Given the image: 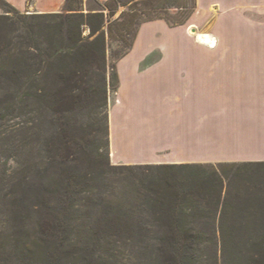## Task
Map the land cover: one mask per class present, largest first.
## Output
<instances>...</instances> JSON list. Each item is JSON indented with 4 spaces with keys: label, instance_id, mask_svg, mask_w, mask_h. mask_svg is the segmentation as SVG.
Segmentation results:
<instances>
[{
    "label": "trees",
    "instance_id": "16d2710c",
    "mask_svg": "<svg viewBox=\"0 0 264 264\" xmlns=\"http://www.w3.org/2000/svg\"><path fill=\"white\" fill-rule=\"evenodd\" d=\"M105 1L86 13L82 0H65L63 12L24 14L0 0V120L15 156L0 185L16 190L0 199L12 201L19 224L0 231V264L11 253L25 263L115 264L125 252L136 264H264V161L228 164L237 172L226 185L201 164L110 161L108 92L118 86L117 61L143 23L183 25L197 0ZM116 41L122 50H113L110 65L107 47ZM84 108L94 112V124L76 133L68 116ZM34 112L49 114L55 125L38 156L46 166L41 186L27 159L16 157L35 137L26 133ZM111 171L126 183L121 197L107 191L114 189ZM85 200L90 215L101 208L89 222L80 216Z\"/></svg>",
    "mask_w": 264,
    "mask_h": 264
},
{
    "label": "crops",
    "instance_id": "0c3cea01",
    "mask_svg": "<svg viewBox=\"0 0 264 264\" xmlns=\"http://www.w3.org/2000/svg\"><path fill=\"white\" fill-rule=\"evenodd\" d=\"M5 1L20 12L37 14L60 12L65 3ZM200 2L197 0L194 13L183 25L171 27L163 20L143 23L126 55L143 54L129 58L124 65L126 55L118 60L115 103L112 106L111 99L108 101L112 164L264 161V0L256 9L242 0H212V25L204 28L199 24L207 11H199ZM221 3L229 5L226 17L221 15ZM202 35L215 43H261V54H197V49L205 48L201 44L212 49L204 44L208 40L200 39ZM154 42L165 43V54L153 62L149 52L157 45L147 43ZM186 43L195 54H187ZM192 63L208 65L209 72L193 65L184 67ZM228 147H233L232 156L224 154V150L231 154ZM205 150L211 154L205 156ZM213 151L220 152L219 156Z\"/></svg>",
    "mask_w": 264,
    "mask_h": 264
},
{
    "label": "rangeland",
    "instance_id": "374dc122",
    "mask_svg": "<svg viewBox=\"0 0 264 264\" xmlns=\"http://www.w3.org/2000/svg\"><path fill=\"white\" fill-rule=\"evenodd\" d=\"M106 3L107 2L105 0H82V9H83L82 11L84 13H86L88 8H95V9L103 8V6ZM200 3L202 4V7L198 6L199 11L200 12L202 10L207 11V12H205L206 14H204V16L202 17L201 23L199 24L200 28H204L205 25L209 26L210 23L212 25V22H211L212 17L211 16L213 15L212 14L213 5H212V0H202V2H200ZM242 3L243 4L247 3L248 7L250 6V3H252V8L256 9V8H259L260 0H242ZM200 8H202V9L200 10ZM220 8L222 11L221 15H224L226 17V15L229 11V5L227 3H225V4H222ZM123 9H124V7L119 8L114 13V16L111 17V19L116 18ZM246 11H247V8H246ZM60 12H63V10H61ZM187 12H190V11L182 12L179 14V16L181 17V16L185 15V13H187ZM22 13L32 14L33 12L27 11V12H22ZM104 13L108 14V11L105 10ZM171 13H172V16H175L176 12L173 11ZM252 17L256 18V19L259 18V16L255 15V14H253ZM216 20L217 19H215V22H216ZM120 27L121 26H117L116 28L120 29ZM88 33H89L88 28H86L84 31V35H87ZM200 39L208 40L209 43H204V44H207L208 46L212 47V49H209L207 46L201 44L205 48H203L202 50L197 49V54H202V55H245V56H259L261 54V43H215L214 39L210 36H207V35L200 36ZM147 44H151L152 47L157 45L155 48H152V50L149 52V58L153 62L155 60L157 61L161 55L165 54L164 53L165 43H155L154 42V43H147ZM190 45H191L190 43L185 44V48L187 49V54H188V51L190 53L192 52V51H190L191 50ZM161 46H164V48L162 49ZM113 50L118 51V52L121 51L122 50L121 44L117 41L116 42H109V45L107 47V59H108V62L110 65H112L115 62L114 58L111 55ZM141 54H143V53L137 51L134 54L126 55V57H125L126 59L124 58V60L121 64L124 65V63L129 61V58H131V57L138 58L141 56ZM166 54L171 55L169 52H167ZM192 54H195V53L192 52ZM205 64H206V62H205ZM205 64L192 63V64H186V65H184V67L185 66L190 67L191 65H193V66H197L198 70H201V68H203V70L205 72H209L207 70L208 65H205ZM143 67H144V65H143ZM156 69H155V71H158L159 67H157ZM161 71H163V70L161 69ZM113 92H114V89H112V88L109 89L108 101L111 99V102H113L112 106L115 103L113 101L114 100ZM107 112H108V107H107ZM33 115L34 116H33L32 120H29V121H31L30 125H27L26 133L30 132L33 134L35 132V137L31 140V143H29V144L27 143L28 145L23 146V143H21L22 147L19 150V153L16 155V157H17L18 161L20 160L22 163L23 162L26 163V159H27V161L31 165L32 173L34 174L33 181L35 180V184L41 186V185H46V182H47L45 172H44V169L46 168V166H45V162L42 161L41 158H39L38 156H39V154L42 155V150L46 144L45 139L50 133H52L55 130V125L52 123L51 117L49 116V114L47 115L46 113H42V112H34ZM94 118H95L94 112L92 110H90L89 108H84V109H81L78 111H72L71 114H69V116H68V121L70 122V125H71L73 131H75L76 133H77V131L79 133H82L84 131L86 134L87 130L89 131L91 129V124L92 125L94 124ZM3 125H4V121L0 120V128H1L0 129V174H2L3 172L9 171L10 160L12 157H15L9 151V142H8V139H7L8 137L6 134L7 130L5 129L6 126H3ZM38 132H42L43 136L41 138H39L40 135H37ZM17 136L18 137H16V138L18 140H21L20 139L22 136L21 133H19ZM21 142H22V140H21ZM229 149H232V150H228L229 152L233 151V147L229 148ZM224 151L226 152L224 154H228V155L232 156V152L230 154L226 150H224ZM219 153L220 152H218V151H213V154L215 156H219ZM208 154H211V152L205 150V156ZM116 160H117V157H115L113 159V161H116ZM241 162H245V161H233V160H224V159H205L204 163H202L201 165H203V168L206 172H208V173L209 172H215L224 181V184L226 185L228 182H232V180H233L232 178H233L234 174L237 172V169L235 166H231L228 164L241 163ZM111 164H112V162H111ZM19 165L23 166L22 164H19ZM113 165H115V164H113ZM113 174H114V172L111 171L109 176H107L108 177L107 180L110 179L111 181H115V182H112L114 185V189L111 186L112 189L108 188V190H107L106 186H104V185H103L102 189L105 191L107 190L108 192H113L117 197H121L125 193L123 187H124V185H126V183L124 181L118 180V177L113 175ZM15 191L16 190L13 189L11 187V185H7V184L6 185H0L1 197L5 193H13V192L15 193ZM97 192H99V191H97ZM93 198H94L93 199L94 203L100 205V207L103 208V204H104L103 202L104 201L100 200L101 197L99 195H97L96 197H93ZM8 201H11V200L0 199V231L1 232H6L9 230L14 231V229H15L14 225H17V226L19 225L18 223H16L14 221L13 206L11 203L12 201L10 203H8ZM83 203H85L86 207L84 206V211L81 213L82 215L80 214V216L86 218L85 222H89L90 221L89 217H93L95 215H96L95 217H97L98 216L97 212H99V210L101 208L99 207L97 209H94V213H93L94 215H90L87 212L89 210V208L87 206H89L90 201L85 200ZM82 220L84 221L83 218H82ZM82 220L80 218V222H82ZM80 236L81 235L76 236V239L81 238ZM102 257L108 258L106 256H102ZM117 258H119V261H116L115 264H136L135 255L133 253L129 254V253L125 252L124 254L118 255ZM72 261H73V259H72ZM78 261H79L78 256H76L75 262L77 263ZM2 264H42V261L37 260V259L33 260V261L27 260V262L25 263L24 261H22V259L19 258V256L16 253H15V255L11 253L10 257L7 258V260L4 261ZM62 264H64V263H62ZM111 264H113V263H111Z\"/></svg>",
    "mask_w": 264,
    "mask_h": 264
}]
</instances>
